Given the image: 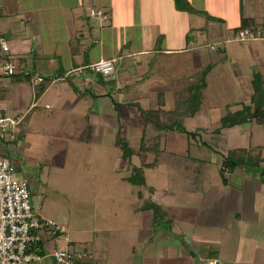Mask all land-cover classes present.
I'll use <instances>...</instances> for the list:
<instances>
[{
    "label": "crops",
    "instance_id": "obj_1",
    "mask_svg": "<svg viewBox=\"0 0 264 264\" xmlns=\"http://www.w3.org/2000/svg\"><path fill=\"white\" fill-rule=\"evenodd\" d=\"M133 2L123 1L126 18L120 22L112 17L118 13L116 5L107 2L0 0V36L9 44L5 52L0 46V108L24 116L17 140L22 133H80L85 143L100 133H127L129 138L131 133H156L152 137L157 141L164 136V155H188V139L186 148H176L185 145L176 135L179 128H160L148 120L152 116L170 125L179 121L191 133L212 134L215 142L201 140L202 145L223 154V162L232 152L260 147L264 158V123L249 118L222 126L228 112L254 106V74L259 72L264 80V40H236L233 30H227L240 26L243 17L262 24L264 0H233L227 8L220 1L226 12L233 7L237 17L226 26L221 18L223 27L203 14L177 10L172 0L169 22L156 19L158 23L138 28L129 16ZM92 8H102L107 15L99 19V33ZM206 36L214 38L208 42ZM110 58L118 59L115 72L100 80L88 66ZM6 61L15 64V74L4 73ZM232 63L237 64L235 70ZM210 65L200 108L169 118L176 96H186L199 79L198 71ZM216 71L217 88L210 80ZM39 85L43 90L38 96ZM16 141L0 145V150L17 166ZM192 160L184 173L191 169L193 178L185 181L180 196L168 188L160 192L145 178L153 165L140 163L145 185H133L139 188V198L144 197L141 204L127 212L98 213L91 228L76 230L78 238L69 229L64 236L48 237L41 246V261L32 264H55L52 251L71 247L88 251L92 264H253L250 259L264 251V181L244 165L229 171L222 162L213 170L199 157ZM129 177L123 180L132 184ZM159 192L157 203L166 213L163 224L144 208Z\"/></svg>",
    "mask_w": 264,
    "mask_h": 264
},
{
    "label": "rangeland",
    "instance_id": "obj_2",
    "mask_svg": "<svg viewBox=\"0 0 264 264\" xmlns=\"http://www.w3.org/2000/svg\"><path fill=\"white\" fill-rule=\"evenodd\" d=\"M123 1L125 0H94V4L103 5L106 2L109 5L115 4L118 13H113L112 17L121 22L126 18L122 10ZM188 1L195 8H202L207 13L209 12L211 15L208 14L204 17L208 21L213 19L220 27L226 26L227 23L234 24L237 18L232 11L233 7L230 10L226 9L227 12L224 10V4L227 8L226 3L230 4L233 0ZM220 1L224 2V7H221ZM130 2L128 1V3ZM171 2L172 0H134L135 6L132 7L131 11L133 12L129 16L135 20L138 28L146 24H153L157 22L154 21L156 19L167 23L169 19H172ZM108 4L107 7H109ZM174 6L176 8L175 2ZM128 9H131L130 6ZM220 13L225 17H221ZM221 18L224 19L223 25ZM99 19V16L92 18L97 32L100 30ZM258 28H262L261 24H255V30ZM232 30L235 36L234 29L227 31L231 34ZM123 38L124 36L121 35V39ZM212 38L214 37L206 36L208 42ZM158 40L161 43L163 36L158 37ZM212 47H216V45ZM244 49V46H241V51ZM232 67L235 70L237 64L232 63ZM203 70L198 71V77H201ZM218 76L217 71L210 74L212 86L216 88L220 83ZM102 77L104 78L102 74H98L100 80L103 79ZM130 111L132 113L134 110L130 108ZM178 132L181 133H176V135L180 136L181 142L183 138L185 139V145L183 147L181 144L176 148H186L188 139V155L187 152L185 155H164L161 151L164 136L162 140L157 141V138L152 137L156 133H131L130 138L127 133H118L117 136L116 133H100L97 137L94 135L93 138H89L86 143L79 140L80 133H22L13 144L16 148L13 157L17 162L15 175L19 178L26 177L31 182V205L34 212L65 224L69 230H74L75 237L78 238L76 230L91 228L98 213H107L112 210L127 212L130 208L142 203L144 197L140 192V196H142L139 198V188L133 183L123 180L125 175L131 176L132 171H128V168L132 165L138 167L140 163H152L154 158H157V154L160 155V157L158 155V159L160 158L161 161V157L164 155L159 168L157 166L160 161L155 162L153 168H147L145 178L160 192L163 188H168L179 196L180 189L185 187V181L193 178L191 169L184 173V168L186 169L188 164L193 163V157L203 159L209 169L217 170L221 166L223 154L211 150L201 142V140H208L209 143H214L215 138L211 137L212 134L199 132L198 135L197 131L190 134L185 133L181 128L178 129ZM119 135L122 137V141L119 146H115L114 141H117ZM124 151H126V156H124ZM131 152L132 154L129 155ZM253 168L247 169L259 176L261 169ZM141 173L144 178L143 170ZM160 196L161 193L155 195L153 198L156 200L155 203ZM182 237L186 238V235L180 234V238ZM70 249L74 250L73 247ZM250 261L253 264H264V251Z\"/></svg>",
    "mask_w": 264,
    "mask_h": 264
},
{
    "label": "built area",
    "instance_id": "obj_3",
    "mask_svg": "<svg viewBox=\"0 0 264 264\" xmlns=\"http://www.w3.org/2000/svg\"><path fill=\"white\" fill-rule=\"evenodd\" d=\"M91 16L107 18L102 8L90 9ZM236 40L264 39L261 28H241L234 36ZM2 50L8 51V41L0 36ZM117 58L103 59L88 66L94 73L108 77L115 72ZM81 71V69H79ZM16 66L6 61L4 73L13 75ZM24 116L6 113L0 108V145L14 142L18 138ZM16 165L7 151L0 150V264H32L42 259L41 246L48 237L64 236L68 228L52 218L34 212L31 205L32 187L28 178L15 175ZM55 264H92L84 248H56L52 251Z\"/></svg>",
    "mask_w": 264,
    "mask_h": 264
},
{
    "label": "trees",
    "instance_id": "obj_4",
    "mask_svg": "<svg viewBox=\"0 0 264 264\" xmlns=\"http://www.w3.org/2000/svg\"><path fill=\"white\" fill-rule=\"evenodd\" d=\"M174 2L178 10L187 11L195 14H203L205 16L208 15L206 11L195 8L192 4H190L188 0H174ZM261 26L262 29L264 30V20ZM241 28L255 29L254 21L251 18L243 17L241 25L234 28V32L236 33ZM211 68L212 65L206 67L202 71L201 77H199L200 80L196 79V81L193 82V84L190 87L188 86L189 89L186 90V92L188 93L186 96L183 95L176 96V105L174 110H172V112L169 113L168 116L169 118L173 117V115L176 116L183 113L193 114L200 108L201 100H202V89L205 87L204 79L207 73L211 70ZM43 80L44 79H42V81ZM37 87H38L37 95L39 96L43 89H42V85H39ZM253 87H254V93L252 95V103L254 106L245 105L238 112H228L222 118V126L224 128L232 127L237 124H242L246 122L249 118H256L257 121L264 123V109L261 107L262 104L264 103V80L262 78V74H260L259 72L254 74ZM148 120L153 121L155 125L160 128H173L174 126H177L178 128H181L183 131L192 134L191 132H188L179 121H175L172 123V125H170L167 124L166 122H161L160 117L153 118L151 116L148 118ZM121 141H122V137L120 136L116 141V145L119 146ZM261 150L262 149L260 147L256 149V151L254 149H247V150L232 152V154H230L225 158L223 162V166H224L223 168H226L227 170L231 171L235 167L240 165H244L246 168L256 167V169L259 170L261 169L259 172V177L261 178L262 181H264V169L262 168L264 158H262L261 156L262 153ZM125 153L126 151H124V156H126ZM130 154H132V152L129 153V155ZM151 164L153 165L154 163L147 164V166ZM141 171H142L141 167H137V166L132 167V174L129 177V180L133 184L145 185V180L141 176L142 174ZM144 208H150L153 210L155 222L157 224L164 223V219L166 218V213L158 203H155L152 200H147L144 204Z\"/></svg>",
    "mask_w": 264,
    "mask_h": 264
}]
</instances>
